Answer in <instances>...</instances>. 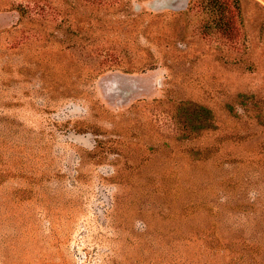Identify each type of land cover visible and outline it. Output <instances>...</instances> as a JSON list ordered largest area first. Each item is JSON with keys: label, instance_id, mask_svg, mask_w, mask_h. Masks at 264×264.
Listing matches in <instances>:
<instances>
[{"label": "rangeland", "instance_id": "374dc122", "mask_svg": "<svg viewBox=\"0 0 264 264\" xmlns=\"http://www.w3.org/2000/svg\"><path fill=\"white\" fill-rule=\"evenodd\" d=\"M0 264H264V0H0Z\"/></svg>", "mask_w": 264, "mask_h": 264}, {"label": "trees", "instance_id": "16d2710c", "mask_svg": "<svg viewBox=\"0 0 264 264\" xmlns=\"http://www.w3.org/2000/svg\"><path fill=\"white\" fill-rule=\"evenodd\" d=\"M200 112V111H199ZM202 112H206V110L205 109H202ZM201 113V112H200Z\"/></svg>", "mask_w": 264, "mask_h": 264}]
</instances>
